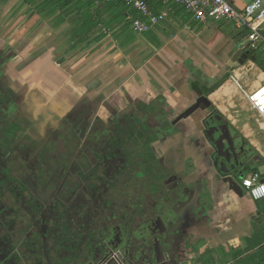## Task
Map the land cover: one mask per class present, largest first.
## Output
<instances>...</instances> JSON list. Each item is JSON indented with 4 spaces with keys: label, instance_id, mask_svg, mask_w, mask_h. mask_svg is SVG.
I'll return each mask as SVG.
<instances>
[{
    "label": "crops",
    "instance_id": "crops-1",
    "mask_svg": "<svg viewBox=\"0 0 264 264\" xmlns=\"http://www.w3.org/2000/svg\"><path fill=\"white\" fill-rule=\"evenodd\" d=\"M230 1L242 7L250 0ZM113 2L96 3L94 19L100 22L75 36L77 23L70 19L58 23L56 16L42 17L23 0H0L5 69L0 92L14 91L3 106L5 114L20 113L36 131H63L70 125L93 154L110 131H154L145 151L166 167L184 170L186 165L189 175L176 212H164L156 223L154 231L161 235L157 264H264V198L253 200L241 182L234 179L230 186L208 169L211 151L200 133L204 112L175 121L198 96L207 95L261 155L264 130L252 128L248 119L240 128L226 113L223 99L234 107L236 93L243 99L229 77L236 92L228 88L226 95L215 97L244 32L225 20H196L173 0H147L159 19L137 33L131 21L139 13L124 1L120 11ZM241 65L232 69L248 89L264 81V71L252 60ZM250 65L255 66L252 78L242 71Z\"/></svg>",
    "mask_w": 264,
    "mask_h": 264
},
{
    "label": "flooded vegetation",
    "instance_id": "flooded-vegetation-1",
    "mask_svg": "<svg viewBox=\"0 0 264 264\" xmlns=\"http://www.w3.org/2000/svg\"><path fill=\"white\" fill-rule=\"evenodd\" d=\"M2 57L0 53V59ZM4 71L3 62L0 60V74ZM8 89L0 92V100L3 93ZM4 105H0V121L1 117L7 116L4 112ZM197 110L204 112L202 118V131H200L201 139L206 149L211 151L208 155L207 166L209 170L212 169L216 178L225 180L229 175V171H238L240 175L242 170L254 168V164L257 161V153L249 146L248 142L240 136L239 131H237L226 117L211 103L207 105L202 102L200 103V108ZM17 114L23 117L20 113ZM14 115H16V113H14L12 117ZM28 123L29 126L25 131H21L20 133H5L0 130V178L7 176L8 166H14V168L10 170L19 178V181H15V188L20 191L16 193L19 195L20 192H23L21 195L30 200L33 198L38 199L36 189H32L29 186H39L37 180L39 164L43 166L48 165L52 174L50 178H54V180L52 182H47V186L50 188L48 192L49 203L45 206L44 210L38 212L39 214L35 216V218L31 216L28 211L31 210L30 207L33 206H25V209L16 193H14L16 196L15 199L8 198V194L10 191L12 193V190L7 189L9 192L5 190V194L8 193L6 196H2L0 193V264H58L63 261L62 253H66V249L56 250L54 248L53 244L56 233L55 228L49 226L50 223H55V220L57 222L58 219H64V217H66L69 222L64 225L66 228H69L72 220H75V218L83 215L85 210H88L87 207L92 204L90 203L92 198L97 200L96 203L99 204L100 209H102L101 194L94 192L93 196L88 195L86 179H82L81 182V177L76 176L78 169L85 171V169L81 168H87L88 165L96 169L99 166H101L100 169H102V167H108L109 165L117 168L122 161L120 157H118L121 151L126 149L128 152H133L135 150L145 151V147H149L150 145L149 139L155 132L111 131L104 145L93 154L88 144H85L86 141L83 140L82 137H78L75 133L74 136L71 134L69 137L64 136L59 139L56 137V135H58L56 131H36V127L31 126L29 120ZM229 137L233 140L235 145L233 154H228L224 146L229 140ZM56 142L57 144H63L61 147L63 146V150L66 154L63 155L61 163L57 161L55 164L53 144ZM215 144L218 146L219 156L214 153ZM48 150L50 155L48 162L45 163L43 160L39 161V155H44ZM107 150L115 153L113 161L108 160V156L104 154ZM57 154L58 157L61 155L60 152ZM147 154L149 155V153ZM159 161L158 163L162 171L166 169L169 173L167 177L169 181L167 183L165 182V187L179 196L183 190L185 193L187 188L183 181L188 175L186 174V169H188V167L185 165L184 170H180L181 167L170 168L164 166ZM23 168L27 169L26 173L22 172ZM170 169L172 171H170ZM60 172H62L63 175L60 180L58 179L59 184L54 190L53 182L55 178L59 176ZM236 174L238 176V173ZM233 176L237 180V176H235V174ZM174 179L178 182L177 186ZM72 194H77V196H73ZM59 201H63L60 206L57 205ZM175 203H171L169 206L170 208L166 211L161 212L158 208H156L154 212L149 211V218L141 219L137 227L133 226L127 232L125 229L120 228L122 224L118 225L115 223L108 226V239L105 241L110 249L107 255H102L100 250L102 240L104 239L101 231L97 232L94 242L85 240V235L82 237L76 235L73 241L78 243V247L73 253L67 251L68 254H66L68 255V259L70 255L67 264H104L106 261H110L111 264H131L132 261H135V258L130 256L128 244L134 240H140L144 247L152 245L154 248L153 257L158 259V244H161V235L158 230L154 231L157 227L156 223L160 221L164 212L172 214L176 212L175 208H173L177 206ZM100 209L97 210L99 213ZM10 212H16L15 221L12 223H10ZM131 212H133V210ZM72 215L74 218L71 220ZM32 217L34 220L30 221ZM95 222L100 225L97 220H95ZM37 230L40 231V235L34 233ZM47 231L52 234L46 235ZM150 234L154 239L152 244L147 241V239L152 240ZM70 243L71 242L67 241V248H69ZM89 243L92 245L91 253L88 254L87 252V254H85V248ZM140 250H138L137 253H140ZM56 254L58 256H56ZM141 263L149 264V259L143 258L140 264Z\"/></svg>",
    "mask_w": 264,
    "mask_h": 264
},
{
    "label": "trees",
    "instance_id": "trees-1",
    "mask_svg": "<svg viewBox=\"0 0 264 264\" xmlns=\"http://www.w3.org/2000/svg\"><path fill=\"white\" fill-rule=\"evenodd\" d=\"M120 1L123 2V0H116L113 4H117L118 7H121V11L124 4ZM23 2L28 4L42 17L56 16L58 23H62L66 19L76 22V27H74L75 36L86 33L91 28L96 27L100 22V19H94L95 17L93 12L96 10L97 4L93 0H23ZM135 15L136 13H134V16ZM120 18L122 19V16H120ZM249 59L264 71V60L262 57H257L254 52H250L246 60ZM226 78L227 75L224 79ZM220 83L221 82L208 89L207 93H210L217 88ZM13 92L14 91L11 88L5 91L3 96H1L0 105H4L5 102H8L11 97L10 93ZM28 126V120L21 117L17 113L12 118L8 116L1 117L0 130L5 133H20L21 131H25ZM70 127V125L66 126V129L64 128L63 131L56 129L58 134L56 137L61 139L64 136L69 137L71 134L74 136V131H70ZM61 145L63 144H57V142L53 144L55 164L57 161L61 163L63 155L66 154L63 150V146L61 147ZM58 152L61 154L59 157L57 154ZM104 154L108 156V160H114L115 153L107 150ZM118 157H120L122 161L117 168L109 165L108 167H102V169H100L101 166H99L96 169L91 165H88L87 168H81L85 169V171L78 169L76 176L81 177V182L82 179H86L88 195L93 196L94 192L101 194L102 209H100V205L96 203V199H87L90 200V203L92 204L88 205V210H85V213L75 218V220H72L74 218L72 215V221L70 220L71 224L69 225V228H66L64 225L69 222L66 217H64V219H58L57 222L55 220V223L51 222L49 226L55 228L56 233L53 244L56 250L66 249V253L67 251L69 253H73V251L78 247V243L73 241L76 235L81 237L85 235V240L94 242L97 232L101 231L104 239L102 240L100 250L102 255H107L109 254L110 249L109 245H107L105 241L108 239V226L115 223L118 225L122 224L120 228L125 229L127 232L133 226L137 227L138 223L141 222V219H146L149 216V211L154 212L156 208H158L161 212L166 211L170 208L169 206L171 203H175L178 199H180L181 195H176L166 189L165 182L169 173L165 168V170L162 171L157 158L152 153H149L148 155L144 150L128 152L126 149L121 151L118 154ZM49 159V150L46 151L44 155H39L38 157L39 161L43 160L45 163H47ZM12 168H14V166H8L7 176L0 178V193L2 196H6L8 193L5 194V190L10 189L12 190V193L10 191L8 198L15 199L16 196L14 193L20 191L15 188V181L19 178L13 174L11 171ZM49 169L48 165L43 166L39 164L37 176L39 186H29L32 189H36L38 199L33 198L30 200L21 195L23 192H20L19 195L16 193L18 199L22 201L24 208L25 206H33L30 207L31 210H27L34 218L39 214L38 212L44 210L45 206L49 203L48 192L50 191V188H48L47 182H52L54 180V178H50L52 174ZM26 171L27 169L23 168L22 172L26 173ZM62 175V172H60L59 176L55 178V181L53 182L54 190L57 188L59 184L58 179L60 180ZM7 191L9 192V190ZM72 195L77 196V194ZM62 203L63 201H59L57 202V205L60 206ZM98 209H100V213L97 211ZM132 210L133 212H131ZM15 214L16 212H10V223L15 221ZM33 217L30 221L34 220ZM95 220H97L100 225H98ZM58 224L63 226H59ZM34 233L40 235V231L38 230ZM51 234L52 233H49L48 231L46 232V235ZM67 241L71 242L69 248H67ZM91 249L92 245L89 243L85 248V254H87V252L90 254ZM128 249L130 256L135 258V261H132L131 264H140L143 258H148L149 264H157V259L153 257L154 248L152 245L144 247L140 240H134L128 244ZM138 250L141 252L137 253ZM66 253H62L63 261L58 264H67L70 259V255L68 259V253ZM56 256L58 255L56 254ZM104 264L111 263L110 261H106Z\"/></svg>",
    "mask_w": 264,
    "mask_h": 264
},
{
    "label": "built area",
    "instance_id": "built-area-1",
    "mask_svg": "<svg viewBox=\"0 0 264 264\" xmlns=\"http://www.w3.org/2000/svg\"><path fill=\"white\" fill-rule=\"evenodd\" d=\"M98 3L102 0H93ZM114 1V0H107ZM135 9L140 17L131 21L132 28L137 33L148 31L158 21V16L150 10L147 0H123ZM166 3L168 0H161ZM189 11L196 20L232 22L236 30L244 32L241 48L249 52H259L264 60V0H250L242 7L234 5L229 0H173ZM233 71L229 80L237 88L256 120L258 127L264 130V81L248 89ZM264 161V151L261 152ZM264 169V166L263 168ZM264 174L261 170H251L242 177V189L253 199L264 198Z\"/></svg>",
    "mask_w": 264,
    "mask_h": 264
},
{
    "label": "water",
    "instance_id": "water-1",
    "mask_svg": "<svg viewBox=\"0 0 264 264\" xmlns=\"http://www.w3.org/2000/svg\"><path fill=\"white\" fill-rule=\"evenodd\" d=\"M250 52L248 50H244V49H238L236 50L230 57V59L227 61V70L230 71L233 67H237L240 66L241 64L244 63V61L247 59V57L249 56ZM204 102L205 104L209 105L211 102L208 100L207 95H200L198 96L194 103L192 105H190L187 109L184 110V112H182L175 121L179 120L180 118L183 117H187L188 115H190L191 113H193L194 111H196L197 109L200 108V103ZM225 149L227 151L228 154L230 153H234L235 150V145L233 143V140L230 139L227 141V143L224 145ZM214 153L215 155L219 156V152H218V146L215 144L214 146ZM264 166V161L263 158L260 154L257 153V161L254 164V168H257L258 170H262ZM239 174L238 171H229V175L227 177L228 183H230V186L234 185V174L235 176H237V174ZM262 180H264V177L262 178Z\"/></svg>",
    "mask_w": 264,
    "mask_h": 264
},
{
    "label": "rangeland",
    "instance_id": "rangeland-1",
    "mask_svg": "<svg viewBox=\"0 0 264 264\" xmlns=\"http://www.w3.org/2000/svg\"><path fill=\"white\" fill-rule=\"evenodd\" d=\"M33 11H34V9H33ZM222 21L223 20H217L218 23H221ZM255 53H256L257 57H261V55L259 54V52H255ZM9 55H7V57H10ZM263 64H264V61H263ZM241 66H244V65H241ZM253 69H255V66L250 65V66L243 67V70L242 71L248 72V77H251L252 78V77H255V73H253V71H251ZM233 71H236L235 73H238L237 70L232 69V70L228 71L229 73H228L227 77H229V75ZM227 79L223 83L227 82ZM227 83H228L229 90L235 91V88L232 86L231 82H227ZM235 92H234V94H235ZM233 99L235 100V104L237 105L235 107L233 105L229 106L227 104V101L225 99H223V101H222L223 104L226 105V106H228V110H227L228 112H226V113H228V114L231 115V119H234L236 121L235 123L238 126H240V128L243 127V124L247 122V119L249 120V125L252 128H256L257 127L256 120H255L254 116L252 115L253 113L250 111V109L248 108V106L245 104L244 100L241 99L237 93H236V97L233 96ZM106 132L108 133L109 131H106ZM249 132H252V131H249ZM263 140H264V137H263ZM261 148L263 149V145H262ZM252 169H253V167L252 168H247L245 170H242L241 173H240V175L238 174V176H237L238 183H240L241 180H242V177H244L245 175H247L248 172L251 171ZM173 208H175V206Z\"/></svg>",
    "mask_w": 264,
    "mask_h": 264
},
{
    "label": "bare ground",
    "instance_id": "bare-ground-1",
    "mask_svg": "<svg viewBox=\"0 0 264 264\" xmlns=\"http://www.w3.org/2000/svg\"><path fill=\"white\" fill-rule=\"evenodd\" d=\"M228 91L227 83H224L220 88L217 89L215 92V97L226 95ZM224 97V96H223ZM222 98V97H221Z\"/></svg>",
    "mask_w": 264,
    "mask_h": 264
}]
</instances>
